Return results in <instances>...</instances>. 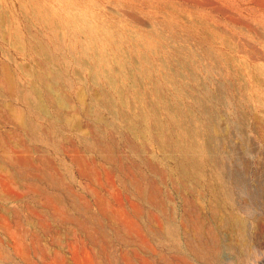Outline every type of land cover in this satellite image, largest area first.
<instances>
[{"label": "rangeland", "instance_id": "rangeland-1", "mask_svg": "<svg viewBox=\"0 0 264 264\" xmlns=\"http://www.w3.org/2000/svg\"><path fill=\"white\" fill-rule=\"evenodd\" d=\"M0 264H264V0H0Z\"/></svg>", "mask_w": 264, "mask_h": 264}, {"label": "bare ground", "instance_id": "bare-ground-1", "mask_svg": "<svg viewBox=\"0 0 264 264\" xmlns=\"http://www.w3.org/2000/svg\"><path fill=\"white\" fill-rule=\"evenodd\" d=\"M236 221V220H235Z\"/></svg>", "mask_w": 264, "mask_h": 264}]
</instances>
